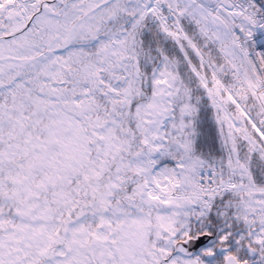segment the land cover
<instances>
[{"label":"snow or ice","instance_id":"snow-or-ice-1","mask_svg":"<svg viewBox=\"0 0 264 264\" xmlns=\"http://www.w3.org/2000/svg\"><path fill=\"white\" fill-rule=\"evenodd\" d=\"M0 264H264V0H0Z\"/></svg>","mask_w":264,"mask_h":264}]
</instances>
